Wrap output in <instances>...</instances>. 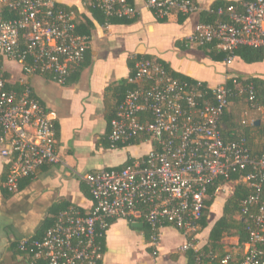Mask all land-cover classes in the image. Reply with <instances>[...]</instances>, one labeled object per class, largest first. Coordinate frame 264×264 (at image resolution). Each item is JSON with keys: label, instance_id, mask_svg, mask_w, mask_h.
<instances>
[{"label": "built area", "instance_id": "1", "mask_svg": "<svg viewBox=\"0 0 264 264\" xmlns=\"http://www.w3.org/2000/svg\"><path fill=\"white\" fill-rule=\"evenodd\" d=\"M93 2L108 16L133 19L140 13L130 0ZM145 5L159 19L199 9L195 0H146ZM7 9L16 15L6 18ZM219 13L227 18L197 24L189 44L216 42V48L227 53L228 65L240 45L264 47V0H247L243 12L229 6ZM88 46L89 38L77 32L75 13L54 0H0V56L21 64L24 75L19 90L7 89V82H13L0 76V144L10 166L4 182L10 192L42 166L66 165L56 148L57 115L36 95L30 77L51 73L57 82L66 83ZM129 82L137 85L127 92L111 121L110 141L117 146L149 138L152 150L127 168L80 175L90 186L91 211L84 214L77 206L67 207L44 237L24 238L18 249L28 252L32 261L97 264L103 255L98 227L105 229L110 219L124 218L152 227L150 243L156 256L162 227L172 224L187 234L198 230L208 185L249 168L241 177L252 191L241 206L249 240L233 244L222 257L196 249L190 241L181 249L197 253L194 264H214L216 258V264H264V154L256 158L245 142L223 140L219 121L231 103L232 88L224 83L209 85L210 90L201 83L189 85L173 78L154 58L139 59ZM235 83L239 85L236 79ZM223 190L225 185L216 192Z\"/></svg>", "mask_w": 264, "mask_h": 264}, {"label": "crops", "instance_id": "2", "mask_svg": "<svg viewBox=\"0 0 264 264\" xmlns=\"http://www.w3.org/2000/svg\"><path fill=\"white\" fill-rule=\"evenodd\" d=\"M54 1L76 6L78 13L86 14L94 22L89 40L91 63L77 68L64 84L53 75L30 77L37 96L57 115L56 148L66 165L42 166L35 176L22 178L20 188L10 192L3 179L9 164L1 155L0 144V264H48L45 259L32 261L20 253L17 243L24 238L44 237L52 226L49 222L58 204L77 206L84 214L91 211L94 201L85 192L83 183H87L80 175L119 166L130 157L136 161L152 150L154 142L149 138H140L138 143L122 148L110 145L108 117L122 94L121 86L130 81L134 72L132 58L151 55L167 62L173 70L211 86L225 83L236 71L264 76V62L248 66L235 62V58L228 65L214 60L203 47L187 41L197 24L207 23L202 13L219 0H195L199 7L196 12L173 13L166 19L157 18L146 7V0H131L139 8V15L129 22L107 25L95 20L88 11L87 4L93 0ZM3 68L10 73L12 84L20 85V79L24 78L21 64L3 58ZM144 145L145 150L139 152ZM226 198L218 209L215 201L211 209L217 210L215 219L201 232L187 234L174 225L162 227L156 256L152 254L145 227L136 228L128 219H117L106 231L102 264H189L188 251L192 249L183 251L181 247L190 241L196 249H203L213 224L222 215ZM224 242L230 248L239 239L231 236Z\"/></svg>", "mask_w": 264, "mask_h": 264}, {"label": "trees", "instance_id": "3", "mask_svg": "<svg viewBox=\"0 0 264 264\" xmlns=\"http://www.w3.org/2000/svg\"><path fill=\"white\" fill-rule=\"evenodd\" d=\"M83 1L87 2V0H83ZM246 1L247 0H219L215 2L207 12L202 13L203 20L207 23H211V22L213 23L218 19H226L227 17L223 14H220L219 10L220 8H228L229 6L235 7L238 12H243L244 3ZM58 5H61L68 11L72 10L76 13L77 32L81 35L87 36L90 40L92 32L95 28V24L92 21V19H89L86 14L78 13V9L76 6H68L59 3ZM87 9L95 20L105 25H107L108 23H116L120 21L129 22L132 20L117 16H108L101 8H99L96 4H94L93 1L91 4H87ZM15 15L16 13L14 11H10L9 9L5 11L6 18H11ZM201 47H203V49L206 52H208V54L216 61H225L227 57L226 52L216 48V42ZM91 55L92 52L88 46L85 53V57L79 67L90 64ZM235 55H236L235 62L246 64L248 66L251 65L255 66L264 62V47L240 45L235 51ZM3 58L4 56H0V76L3 77L4 79H10L11 77L10 73H8L3 68ZM142 58H153V57L151 55H144V56L137 55L135 58H132L131 63L132 66L134 67V72L132 76L135 75L136 73V62ZM157 61L165 67L167 72L173 78L179 79L182 82H186L189 85H197L201 83L202 88H205V90L211 89V87H209V84L206 81H201L189 75L175 71L164 60L158 59ZM42 75L51 76L53 74L44 73ZM235 79L239 82V85L235 83ZM224 84L232 88L233 93L230 97L231 103L229 107L224 111L219 121V126L221 129L223 140L225 141V143L245 142V145L249 148L250 153L256 158H260L264 154V120H262V118L253 119V121L249 120L245 116L242 108L246 107L254 111H259V109L264 108V76L261 74H244L236 71L234 75L228 77L227 81ZM136 85L137 84L135 83L128 82L125 85L121 86L120 91L122 94L119 96V100L117 102L115 109L108 117L109 130H110L109 134L111 132V121L113 118L117 116L119 105L123 102L127 92L135 88ZM6 88L7 89L17 88L19 90L20 85L7 82ZM252 95L254 96L253 100L250 99ZM146 115H148V113L142 114L141 119L142 120L145 119ZM140 140H141L140 138H136L131 142L125 144L119 143L117 147L122 148L130 144L138 143ZM110 145L112 146V143ZM134 162L135 159L130 157L119 166L110 167V168L124 169L133 165ZM9 167L5 169L3 176L4 182L8 177L7 175H8ZM248 170L250 169L247 168L246 170H243L240 174L239 173L232 174L229 179L221 177L211 182L208 185L209 198L206 202L205 213L199 221L200 228L198 229L197 233L207 228L210 224L211 209L215 201L217 200V196H218V192H216L217 188L221 185H226L231 182L234 183L232 191L225 200L222 215L213 224L210 230L208 242L202 249V251H204L205 253L216 252L219 254L220 257L224 256V254L226 253V248H228L224 242V239L228 236H237L239 239V243L241 245H243L245 242L249 240V233L246 230L248 219L247 217L241 215L242 203L252 192L251 188L241 178L242 176L246 175ZM21 183H19L18 188H20ZM83 186L85 188V192L92 197L89 184L87 183L86 185L85 183H83ZM69 206L71 205L67 204L66 202L58 204L54 209L55 213L54 216L50 219L49 226L53 225L59 213ZM116 220L117 219H110L108 222L109 226L105 229L98 227V233H99L98 241L101 245L102 253L106 251V231L108 230L110 225H112ZM171 225L172 224H166L165 226H171ZM152 231H153L152 227L146 224L144 228V232L146 234V238L148 241H150L151 239ZM37 238L35 237L33 239H37ZM19 242L17 243V247ZM20 253L24 254L28 258H31L28 252L20 251ZM196 254L197 253L193 249L188 251L189 264L195 262ZM213 263L214 264L218 263V258H216L213 261ZM97 264H102V258L98 260Z\"/></svg>", "mask_w": 264, "mask_h": 264}, {"label": "rangeland", "instance_id": "4", "mask_svg": "<svg viewBox=\"0 0 264 264\" xmlns=\"http://www.w3.org/2000/svg\"><path fill=\"white\" fill-rule=\"evenodd\" d=\"M242 109H243V112H244L245 116L249 120H253V119H257V118H262V120H264V108L259 109V111H254V110H251L250 108H246V107H244ZM143 150H145V145L142 146V149L139 150V152L143 151ZM122 153L125 154V152H123V151H122ZM233 185H234L233 182H231L229 184H226L225 185V190L218 192V198L216 200L215 209L216 208L218 209L219 207H222V201L226 198L227 194L232 191ZM216 212H217V210H212L211 211V213H210L211 220H213L214 216H216V214H217Z\"/></svg>", "mask_w": 264, "mask_h": 264}, {"label": "water", "instance_id": "5", "mask_svg": "<svg viewBox=\"0 0 264 264\" xmlns=\"http://www.w3.org/2000/svg\"><path fill=\"white\" fill-rule=\"evenodd\" d=\"M133 226L136 227V228H144L145 227V223L142 222V221L134 222Z\"/></svg>", "mask_w": 264, "mask_h": 264}]
</instances>
